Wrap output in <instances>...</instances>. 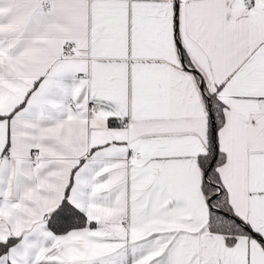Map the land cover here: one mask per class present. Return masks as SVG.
Segmentation results:
<instances>
[{
	"label": "snow or ice",
	"instance_id": "1",
	"mask_svg": "<svg viewBox=\"0 0 264 264\" xmlns=\"http://www.w3.org/2000/svg\"><path fill=\"white\" fill-rule=\"evenodd\" d=\"M0 264H264V0H0Z\"/></svg>",
	"mask_w": 264,
	"mask_h": 264
}]
</instances>
